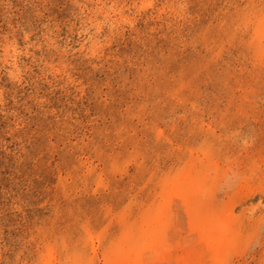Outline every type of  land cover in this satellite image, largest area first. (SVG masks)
Listing matches in <instances>:
<instances>
[{"label":"rangeland","instance_id":"1","mask_svg":"<svg viewBox=\"0 0 264 264\" xmlns=\"http://www.w3.org/2000/svg\"><path fill=\"white\" fill-rule=\"evenodd\" d=\"M0 264H264V0H0Z\"/></svg>","mask_w":264,"mask_h":264}]
</instances>
